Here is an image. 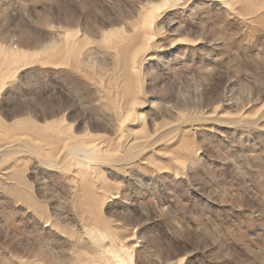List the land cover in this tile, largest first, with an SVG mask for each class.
I'll use <instances>...</instances> for the list:
<instances>
[{
	"label": "rangeland",
	"instance_id": "374dc122",
	"mask_svg": "<svg viewBox=\"0 0 264 264\" xmlns=\"http://www.w3.org/2000/svg\"><path fill=\"white\" fill-rule=\"evenodd\" d=\"M121 260L264 264V0H0V264Z\"/></svg>",
	"mask_w": 264,
	"mask_h": 264
},
{
	"label": "bare ground",
	"instance_id": "6f19581e",
	"mask_svg": "<svg viewBox=\"0 0 264 264\" xmlns=\"http://www.w3.org/2000/svg\"><path fill=\"white\" fill-rule=\"evenodd\" d=\"M75 144V143H74ZM81 144V143H80ZM79 145V144H78ZM77 147V146H76ZM76 147H75V151H76V153L79 155V157L81 156V157H84V158H90L91 157V155H92V153H91V151L89 150V149H87V148H82V147H79V148H77L76 149ZM92 147V146H91ZM74 148V147H73ZM76 153H75V155H76ZM77 155V156H78ZM122 261L123 260H121L120 261V263H122ZM130 262V264H133V261H129ZM125 262H123L122 264H124ZM119 264V263H118Z\"/></svg>",
	"mask_w": 264,
	"mask_h": 264
},
{
	"label": "snow or ice",
	"instance_id": "6c2138e0",
	"mask_svg": "<svg viewBox=\"0 0 264 264\" xmlns=\"http://www.w3.org/2000/svg\"><path fill=\"white\" fill-rule=\"evenodd\" d=\"M157 10H159V9H157Z\"/></svg>",
	"mask_w": 264,
	"mask_h": 264
}]
</instances>
